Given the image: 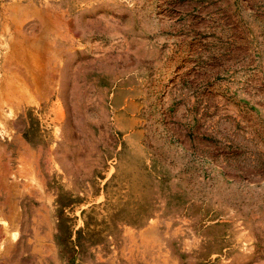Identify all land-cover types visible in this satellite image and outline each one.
<instances>
[{
	"label": "rangeland",
	"instance_id": "1",
	"mask_svg": "<svg viewBox=\"0 0 264 264\" xmlns=\"http://www.w3.org/2000/svg\"><path fill=\"white\" fill-rule=\"evenodd\" d=\"M5 81L0 264H264V0H0Z\"/></svg>",
	"mask_w": 264,
	"mask_h": 264
},
{
	"label": "bare ground",
	"instance_id": "2",
	"mask_svg": "<svg viewBox=\"0 0 264 264\" xmlns=\"http://www.w3.org/2000/svg\"><path fill=\"white\" fill-rule=\"evenodd\" d=\"M35 10H36V9H35ZM58 22H59V21H58ZM11 53H12V52H11ZM23 53H25V52H23ZM23 53H22V54H23ZM18 54H19V53H18ZM18 54H17V55H18ZM20 54H21V53H20ZM25 54H26V53H25ZM27 54H28V53H27ZM27 54H26L25 56H27ZM13 55L15 56V54H13ZM13 55H11L10 57H12ZM33 56H34V55H33ZM10 57H8V59H9ZM19 57H20V59H21V56H19ZM19 57H18V58H19ZM23 57H24V56H23ZM13 58H14V57H13ZM18 58L15 59V60H18V63H19V59H18ZM29 58H30V57H29ZM8 59H6V60H8ZM30 59H32V58H30ZM26 60H27V59H26ZM26 60H25V61H26ZM10 61H11V59H10ZM11 62H12V61H11ZM6 63H7V64H5L6 66H8V64L11 65L10 63H8V61H7ZM13 64H15V63H12V65H13ZM19 64H20V63H19ZM12 65H11V66H12ZM23 65H24V64H23ZM6 66H4V67L6 68ZM11 66H10V67H11ZM15 66H16V65H15ZM18 66H19V65H17L15 68L17 69ZM21 66H22V65H21ZM13 67H14V65L12 66V68H13ZM8 68H9V67H8ZM8 68H6V69H8ZM28 68H29V67H28ZM10 69H11V68H9V70H10ZM25 69H27V68H25ZM30 69H31V68H30ZM41 69H42V68H41ZM23 70H24V69H23ZM31 70H32V69H31ZM33 70H34V69H33ZM5 71H6V70H5ZM7 71H8V70H7ZM10 71H12V73H13V69H11ZM10 71H9V73H11ZM20 71H21V70H20V68H19V69L17 70V72H16V70H15V72H14V73H18V75H17V74L14 75V73H13V74L11 73V74L14 75V76H16V75L19 76V72H20ZM34 71H35V70H34ZM34 71H33V72H34ZM40 71H41V70H40ZM7 73H8V72H7ZM42 73H43V72H42ZM24 74H25V73H24ZM40 75H41V74H40ZM22 76H23V75H22ZM37 76H38V75H37ZM6 77H7V75H6ZM9 77H10V76H9ZM26 77H27V75H26ZM43 77H44V76H43ZM16 78H19V77H16ZM6 79L8 80V77H7ZM20 79H21V77H20ZM23 79H24V78H23ZM9 80L14 81V80L11 79V78H10ZM9 80H8V81H9ZM26 80H27V79H26ZM11 81H9V82H10V86H12V85L15 86L14 84L11 85V83H13V82H11ZM18 81H19V80H18ZM18 81H17V82H18ZM29 81H31V80H29ZM53 81H54V80H53ZM15 82H16V81H15ZM23 82H25V81L23 80ZM18 83H19V82H18ZM28 83H29V82H28ZM4 84H5V85H3V84L1 85V84H0V97H6V99L8 100L10 97L7 98V95L9 96V94H10L11 92L7 94V93H6V87H8L7 90H10V89H11L10 91H12L13 89H12V87H10V86L7 84L6 81L4 82ZM31 87H32V86H31ZM34 87H35V86H34ZM9 88H10V89H9ZM13 88H14V87H13ZM18 88H19V87H18ZM29 88H30V87H29ZM29 88H28V89H29ZM16 89H17V88H16ZM25 90L28 92V90H27L26 87H25ZM29 90H32V89H29ZM36 90H37V89H36ZM13 91H14V90H13ZM13 91H12V92H13ZM16 92L19 93L18 90H17ZM17 93H16V94H17ZM24 93H26V92H24ZM11 94H12V93H11ZM14 94H15V93H14ZM14 94H13V95H14ZM29 95H30V94H29ZM18 96H19V95H18ZM24 96H25V95H24ZM24 96H23V94H22V97H24ZM32 96H33V95H32ZM22 97H21V98H22ZM29 97H30V96H29ZM27 98H28V97H27ZM0 99H1V98H0ZM14 99H15V96H14ZM1 100H2V99H1ZM1 100H0V101H1ZM15 101H16V100H15ZM19 101H20V100H19ZM1 102H2V101H1ZM1 102H0V103H1ZM6 102H8V101H5V99H4V103H5V104H2V105H4V107H6L5 105H7ZM0 105H1V104H0ZM2 105H1V106H2ZM1 109H2V110L0 111V119H2L3 122L6 121L7 123L12 124V125L15 124V120L13 121V120L11 119V117L15 118L13 112L3 110V107H2ZM8 109H9V108H8ZM10 110H11V109H10ZM11 111H12V110H11ZM0 121H1V120H0ZM2 121H1V123H2ZM0 125L2 126V124H0ZM3 127H4V126H3ZM4 128H6V127H4ZM1 132H2V131L0 130V134H1ZM6 135H7V134H6ZM8 136H9V135H7V137H8ZM7 139H8V138H7ZM9 140H10V139H9ZM32 194H33V193H32Z\"/></svg>",
	"mask_w": 264,
	"mask_h": 264
}]
</instances>
